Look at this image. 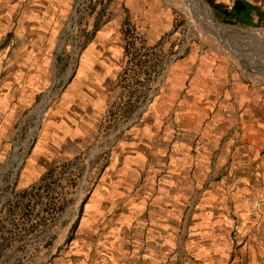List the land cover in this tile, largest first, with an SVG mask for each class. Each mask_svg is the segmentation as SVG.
Here are the masks:
<instances>
[{
	"label": "crops",
	"instance_id": "1",
	"mask_svg": "<svg viewBox=\"0 0 264 264\" xmlns=\"http://www.w3.org/2000/svg\"><path fill=\"white\" fill-rule=\"evenodd\" d=\"M70 7L71 0H0L7 76L46 68L48 46ZM109 37L102 29L88 42L77 76L45 114L31 164L72 157L91 140L88 132L97 133L116 95L120 69L113 60L123 55ZM196 71L181 62L170 69L84 201L82 226L102 236L112 264H161L180 250L214 251L224 233L228 250L234 243L238 252L261 248L264 261V89ZM3 83L0 91H9L0 94V111L13 104L16 86ZM32 84L19 90L41 89Z\"/></svg>",
	"mask_w": 264,
	"mask_h": 264
},
{
	"label": "rangeland",
	"instance_id": "2",
	"mask_svg": "<svg viewBox=\"0 0 264 264\" xmlns=\"http://www.w3.org/2000/svg\"><path fill=\"white\" fill-rule=\"evenodd\" d=\"M205 1L207 7L201 0H71L40 74L36 67L31 75L7 76V60H0V84L16 85L9 92L13 104L0 111V264H112L102 236L82 226L84 201L173 66L181 62L200 75L215 72L264 89V0H252L260 4L255 17L234 20L220 6L232 8L236 0ZM208 11L220 29L210 26ZM102 29L109 30L106 43L123 52L113 60L120 69L113 104L76 155L31 164L47 110L77 76L88 42ZM29 80L41 89L19 90ZM228 239L224 233L214 251L180 250L161 264H264L261 248L238 252L234 243L228 250Z\"/></svg>",
	"mask_w": 264,
	"mask_h": 264
},
{
	"label": "trees",
	"instance_id": "3",
	"mask_svg": "<svg viewBox=\"0 0 264 264\" xmlns=\"http://www.w3.org/2000/svg\"><path fill=\"white\" fill-rule=\"evenodd\" d=\"M215 7L218 8L217 4H215ZM257 9L258 8L256 5L246 0H236L232 8L225 9V15L232 20L240 19L241 17L250 15L253 11H256Z\"/></svg>",
	"mask_w": 264,
	"mask_h": 264
},
{
	"label": "bare ground",
	"instance_id": "4",
	"mask_svg": "<svg viewBox=\"0 0 264 264\" xmlns=\"http://www.w3.org/2000/svg\"><path fill=\"white\" fill-rule=\"evenodd\" d=\"M187 3H189L188 1H187ZM206 9V8H205ZM207 13V17H209L211 20L209 21L210 22V26H212L213 27V25L215 26V28L216 29H220V27H218L217 25H216V22H215V20L212 18V13H210L209 11L208 12H206ZM195 17V16H194ZM212 21V22H211ZM233 29H235V28H233Z\"/></svg>",
	"mask_w": 264,
	"mask_h": 264
},
{
	"label": "water",
	"instance_id": "5",
	"mask_svg": "<svg viewBox=\"0 0 264 264\" xmlns=\"http://www.w3.org/2000/svg\"><path fill=\"white\" fill-rule=\"evenodd\" d=\"M201 2L207 7V2L205 0H201ZM212 18L215 20V15L212 13Z\"/></svg>",
	"mask_w": 264,
	"mask_h": 264
}]
</instances>
